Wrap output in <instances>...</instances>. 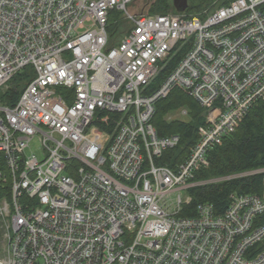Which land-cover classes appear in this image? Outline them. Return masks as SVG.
<instances>
[{
    "label": "built area",
    "instance_id": "built-area-1",
    "mask_svg": "<svg viewBox=\"0 0 264 264\" xmlns=\"http://www.w3.org/2000/svg\"><path fill=\"white\" fill-rule=\"evenodd\" d=\"M138 2L0 0V91L28 70L15 105L0 103V264H264V190L232 197L222 216L202 204L180 218V197L172 213L160 205L264 99V0L203 18L150 15ZM112 16L129 22L119 43ZM178 44L185 56L149 92ZM174 87L205 111L177 177L156 160L179 138L151 125ZM33 139L40 158L26 153Z\"/></svg>",
    "mask_w": 264,
    "mask_h": 264
},
{
    "label": "trees",
    "instance_id": "trees-1",
    "mask_svg": "<svg viewBox=\"0 0 264 264\" xmlns=\"http://www.w3.org/2000/svg\"><path fill=\"white\" fill-rule=\"evenodd\" d=\"M233 0H187L185 16L204 17V12L224 6ZM148 13L150 15L177 14L172 0H154ZM111 42L119 43L123 29L109 25ZM187 52L186 46L178 44L169 56L159 63V71L148 87L154 92L165 78L181 62ZM27 67L15 75L0 91V103L11 108L18 101L28 82ZM184 110L186 115L171 118L174 113ZM158 137L178 136L179 144L173 150L164 151L156 161L158 164L176 171L189 157L191 148L198 141V129L205 125V111L185 90L174 87L170 93L157 101L151 120ZM105 130V129H103ZM208 166L199 168L190 182H199L187 190L190 201L181 207L178 217L197 216V207L210 205L216 216H222L231 203V196H261L264 190V99L255 102L232 134L224 137L219 145L207 153ZM0 172L7 173L4 160L0 155ZM203 183V184H202ZM1 185V182H0ZM1 189V188H0ZM6 196V193H2ZM264 222V214L257 217ZM261 243L249 250H259ZM249 251V252H250Z\"/></svg>",
    "mask_w": 264,
    "mask_h": 264
},
{
    "label": "rangeland",
    "instance_id": "rangeland-1",
    "mask_svg": "<svg viewBox=\"0 0 264 264\" xmlns=\"http://www.w3.org/2000/svg\"><path fill=\"white\" fill-rule=\"evenodd\" d=\"M154 0H142L141 2H138V5L140 6L141 9H143L144 13H148L149 11V6ZM169 15V14H168ZM110 25L113 26L115 29H125L126 27L129 26V22L126 20H123V18H120L118 16H112L110 18ZM184 110L179 111L178 113H174L171 118H181L183 119V116L186 114H183ZM26 153L30 154L33 153L39 158L41 157V151L39 148V142L35 139H33L30 143L28 148L26 149ZM5 175V174H4ZM201 183L195 182L192 185L197 186L200 185ZM203 184V183H202ZM188 196L187 191L185 190H177L174 189L172 192L165 194L164 196L161 197L160 199V205L164 206L166 208V211L168 213H172L174 211V204L177 206V199L180 197L182 201H184ZM4 226L3 223L0 222V257L3 254L5 250V242H4Z\"/></svg>",
    "mask_w": 264,
    "mask_h": 264
},
{
    "label": "bare ground",
    "instance_id": "bare-ground-1",
    "mask_svg": "<svg viewBox=\"0 0 264 264\" xmlns=\"http://www.w3.org/2000/svg\"><path fill=\"white\" fill-rule=\"evenodd\" d=\"M188 7V6H187ZM184 14V13H183ZM185 15V14H184ZM199 16V15H198ZM258 102V101H257ZM232 134V133H231ZM226 138V137H225ZM174 176H180L183 172H182V169H181V167L179 166L178 168H177V170L176 171H171V170H169ZM192 180V179H191ZM190 180V181H191ZM188 181H189V179L188 180H186V181H184V184H183V187H186L187 186V183H188ZM193 182H189L188 183V185H189V187L188 188H186V189H181V190H185V191H187L189 188H191V187H193ZM232 197H234V196H231V199H232ZM237 197V196H236ZM188 204V203H187ZM184 205H186L183 201H182V204L181 205H179L180 207H183ZM165 210H166V208L164 207V206H162ZM180 210H181V208H180ZM228 210V209H227ZM180 212V211H179ZM226 213V212H225ZM224 213V214H225ZM193 218H195V217H193Z\"/></svg>",
    "mask_w": 264,
    "mask_h": 264
},
{
    "label": "water",
    "instance_id": "water-1",
    "mask_svg": "<svg viewBox=\"0 0 264 264\" xmlns=\"http://www.w3.org/2000/svg\"><path fill=\"white\" fill-rule=\"evenodd\" d=\"M173 6L178 13H184L187 9V0H172Z\"/></svg>",
    "mask_w": 264,
    "mask_h": 264
}]
</instances>
